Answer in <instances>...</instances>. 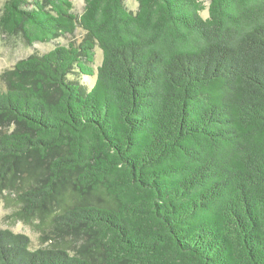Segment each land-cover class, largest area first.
<instances>
[{
    "label": "trees",
    "instance_id": "16d2710c",
    "mask_svg": "<svg viewBox=\"0 0 264 264\" xmlns=\"http://www.w3.org/2000/svg\"><path fill=\"white\" fill-rule=\"evenodd\" d=\"M83 1L0 12L84 33L0 76V194L51 241L0 229V264H264V0Z\"/></svg>",
    "mask_w": 264,
    "mask_h": 264
},
{
    "label": "rangeland",
    "instance_id": "374dc122",
    "mask_svg": "<svg viewBox=\"0 0 264 264\" xmlns=\"http://www.w3.org/2000/svg\"><path fill=\"white\" fill-rule=\"evenodd\" d=\"M7 0H0V12L3 8V4ZM73 7V12L76 15H80L83 12L84 1L83 0H70ZM201 1L205 9L200 12L202 18H207V7L209 0H198ZM30 2V1H29ZM124 5L127 10L135 12L137 10V3L135 0H124ZM84 37V33L80 29H76L74 34L67 35L64 37L56 38L50 42L46 43H33L31 45H26L19 37H9L0 34V76L1 74L11 69L15 63L20 60L26 59L32 55H42L49 52L56 46H67L69 43L79 44ZM94 66L96 69L102 61V53L98 47H94ZM73 74L70 77L76 78L82 85H84L88 90L94 84L93 77L76 76ZM0 87L4 88L2 81L0 79ZM14 195H9L8 193L0 194V229H9L13 233L23 234L27 236L31 242V248L35 249L38 247H43L49 245V242L42 244L41 239H46L50 236V229L45 227L39 230L37 227V220L34 218L30 219V222H25L17 218L14 212L18 210L16 203L13 198Z\"/></svg>",
    "mask_w": 264,
    "mask_h": 264
}]
</instances>
